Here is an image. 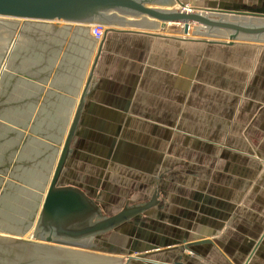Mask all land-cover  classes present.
<instances>
[{
    "label": "crops",
    "instance_id": "crops-1",
    "mask_svg": "<svg viewBox=\"0 0 264 264\" xmlns=\"http://www.w3.org/2000/svg\"><path fill=\"white\" fill-rule=\"evenodd\" d=\"M176 1L264 17V0ZM42 28L59 40L58 62L40 94L15 100L34 105L33 117L41 98L49 125L65 116L61 140L91 74L60 184L81 189L102 217L144 207L92 240L104 251L96 254L111 264H264V44L228 45L178 24L115 27L99 42L90 28ZM52 136L38 140L45 146ZM44 153L12 159L29 167Z\"/></svg>",
    "mask_w": 264,
    "mask_h": 264
},
{
    "label": "water",
    "instance_id": "water-1",
    "mask_svg": "<svg viewBox=\"0 0 264 264\" xmlns=\"http://www.w3.org/2000/svg\"><path fill=\"white\" fill-rule=\"evenodd\" d=\"M176 4V0H0V26L10 24L16 32L19 25L16 23L23 20L83 28L98 25L102 26L106 33L115 27L162 32L166 24H178L182 26L183 34L224 40L228 45L238 41L264 44V17L246 12L184 11L183 6L176 8ZM21 32L22 30H19V33ZM1 65L0 61V67ZM90 78L89 73L46 187V196L38 218L34 220L31 237L34 241L14 239L16 242L11 241L9 245L19 244L26 251L56 252L60 248L75 251L96 250L91 244L92 240L116 229L144 210V207H126L112 217H102L99 206L81 189L70 185L58 186L72 154L71 146ZM38 100L41 98L35 99V104L39 103L44 107V102L40 103ZM26 102L24 99L17 103L18 109L15 108V111L31 107ZM56 153L57 148L49 153L51 160L56 157ZM18 234L22 236L24 233Z\"/></svg>",
    "mask_w": 264,
    "mask_h": 264
},
{
    "label": "rangeland",
    "instance_id": "rangeland-1",
    "mask_svg": "<svg viewBox=\"0 0 264 264\" xmlns=\"http://www.w3.org/2000/svg\"><path fill=\"white\" fill-rule=\"evenodd\" d=\"M177 4H180V3L177 2ZM205 11H208V10H205ZM16 25H18L16 32H14L15 31L13 30L14 27L10 26V24H3L2 28L0 26L1 28L0 30V36H1L0 37V56H2L0 57V61L2 64L0 67V95H1L0 97L4 98L6 96L7 99L10 98L11 99L10 103L12 105V109H10V111H8L7 114L4 115L2 113L0 115L1 118L3 117L2 119L0 118L1 119L0 125L3 126L0 130V135H1L0 136V156L2 155L4 157L8 156V154H6L8 150L6 149H10L12 144L13 143L15 144L13 145L14 147L13 150H11L10 160L7 159V161L10 163V165L8 166L9 168L7 169V172L3 175L0 174V248H3V249H0V264H78L81 261L85 262V260L82 259V257H75L73 261L72 259H70L71 258L70 256H64V257L62 256L61 259L59 258L56 259V256H52L53 258L51 256H46V255L39 256L38 253L35 252V250H27L28 251L27 252L26 249H24V247H22L19 244L17 245L15 244L13 246L9 245L11 244V241L16 242L17 239H22L24 241L25 240L34 241V239L30 237H32L35 223H31V222H32V219L35 218L39 210V206L41 204L42 191L40 190L43 189V187L48 184V179L50 178V175H51L50 174L51 167L53 166V161L55 162V159H56L55 157L56 155H55L54 156L55 158L52 159L53 160L52 161L51 160L52 156L51 154L49 156V153L53 152V149L55 150L56 148L57 149L59 148V144H57L56 142L58 140H61V136H62L61 133L63 132L64 125L67 122L65 119V116L64 117L60 116L58 119L55 116L53 120V125H49L48 119L45 118V120H43L41 104H39L35 108V111H34L35 114L33 115V117H32L31 112L34 106L32 108V105H30L31 107H29L27 110H24V109L20 110L21 112L15 111L16 107H14V105L17 104L15 99L18 98L20 93L25 94L28 91L29 92L33 91L32 93H34L35 95L37 92L39 93V91H37V88L41 90V87L43 84H41L40 82H42L44 73L46 76L48 72L52 71L53 66L51 65L52 64L54 65V63L56 64L58 62L57 60H58V53H59L57 50V48L59 47L58 45L59 40L56 37L53 38L51 36H48L49 38H51L50 41L47 40L48 37L43 36V35H48L49 32L48 30L47 31L43 30L42 26L24 22V21H19L16 23ZM12 30H13V33H12ZM19 30H22V32L19 33ZM38 32L42 34H38ZM50 34L52 33L50 32ZM49 43H52L54 46L53 45L49 46ZM42 46L43 48H45L46 46H49V48L53 50L50 60L46 61L45 63H43L44 61L40 59L42 58ZM47 63L50 64V66H48ZM43 64L46 65V68H43L45 69V72L38 71L42 69ZM5 67L6 69H4ZM58 67H56V71ZM31 78H35V79L31 80ZM9 80L10 81L12 80V81L9 82ZM54 84H55L54 86L58 85L56 83ZM8 85H11V86L8 87ZM10 87L12 88L11 90L8 91ZM65 108L67 109V107ZM66 116H67L66 118H68L69 114ZM12 118L13 120H15L14 122L15 124L11 123ZM71 118H72V115L70 116L68 122L71 121ZM32 126H35V128L32 129ZM48 126H50L53 129V133H51V129H48ZM27 129L31 131L33 130L32 133L30 134L29 131L26 132ZM45 129H46L45 135L36 134V132H39V130H41V134L44 133ZM7 130L11 132L10 133L11 135L12 134L14 135L12 136H10V134L8 135ZM57 130L60 131V134H57ZM17 134L22 135V137L20 136V138L17 139ZM26 134L31 135L30 141L29 140L27 141ZM47 134L53 135L50 140L47 139L50 145V149L47 150L46 153H44L42 156L39 155L34 160H32L33 163L31 162L32 164L28 165L29 168H31L29 169L30 171L25 172L26 176L24 177L27 178L28 176L29 180L34 181L33 183L35 185H31L32 187H30L28 186V184H26L25 181H23L26 178H24L22 181H19L18 179H16L17 176L19 175L18 170L24 171L25 166L19 160L20 158L17 161L18 164L12 165V162L13 163L15 162V159L14 160L12 159L13 158L12 155L14 154L15 151H17L19 153V156H25V155L29 156L30 151H38L39 147H41L42 145V143L38 139H41V137H47ZM41 157H43L44 159H42ZM27 159L29 160L30 157H28ZM2 161L3 163H5L4 158L2 159ZM42 169L45 170V172H43ZM14 171L16 172L15 175L13 173ZM33 173H35L36 177L38 174H41L42 179L37 180L33 178ZM17 186H21V187H19V190L16 191V188L14 189L13 187H17ZM4 190L11 191L12 195H10L11 193L9 194L5 193ZM28 192H31L32 195L30 196L27 195ZM3 193L5 194L3 195ZM18 197L25 198V200L24 199L22 200H24L26 203L19 206L20 202L17 203L19 200ZM17 212L22 213V217H19L20 215H17L16 214ZM30 214L32 215L31 222L28 221L29 219L28 217ZM10 224L15 226L16 228V229H13V231L21 229L25 225H27L26 229L28 228V230L29 229L30 230L28 232V230L22 229L24 231V234L22 236L18 233L17 234L14 233L15 235H13L12 233H10L12 231L11 230L9 231L7 227V226H10ZM5 230H8V231L4 232ZM22 230H20V233H22L21 232ZM95 239H94L95 241L94 243L102 242V240L100 241L98 238H95ZM12 247H13V250L10 251L9 249ZM76 252L101 254L104 251L101 252V251L91 249V250H84V251L76 250ZM51 260H54V261H51Z\"/></svg>",
    "mask_w": 264,
    "mask_h": 264
},
{
    "label": "bare ground",
    "instance_id": "bare-ground-1",
    "mask_svg": "<svg viewBox=\"0 0 264 264\" xmlns=\"http://www.w3.org/2000/svg\"><path fill=\"white\" fill-rule=\"evenodd\" d=\"M183 9H184V11H197V10H194V9H187V8H185V7H183ZM205 10H203V11H198V12H204ZM206 12H215V11H206ZM21 21H23V20H21ZM28 23H32V24H36V25H40V26H43L44 24L45 25H56V24H52V23H45V22H28ZM43 24V25H42ZM59 25H64V24H59ZM33 26V25H32ZM39 26V27H40ZM66 26H68V25H66ZM79 28H81V29H83V31H84V29H87L88 30V28H91V26H89L88 28H83V27H81V26H78ZM2 28V27H1ZM1 28H0V30H1ZM65 28V27H64ZM70 27H68V28H66V29H69ZM81 29H78V32H79V30H81ZM71 30V29H70ZM70 30H68V31H70ZM76 29L74 28V31H75ZM47 31V30H46ZM67 31V30H66ZM86 31V30H85ZM85 31H84V33H85ZM76 32H77V30H76ZM81 32V31H80ZM86 32H88V31H86ZM57 33V32H56ZM56 33H55V35H56ZM83 33V32H82ZM38 34H42V33H40V32H38ZM63 34V33H62ZM73 34V33H72ZM83 35H85V34H83ZM44 36V35H43ZM43 36H41V37H43ZM69 36V35H68ZM36 39V38H35ZM63 39H65V38H63ZM93 44V43H92ZM89 48H91V47H89ZM87 50H89V49H87ZM89 53V52H88ZM88 57V56H87ZM90 58V57H89ZM4 69H6V67L4 68ZM2 72H3V70H2ZM16 73V72H15ZM26 81V80H25ZM23 83V82H22ZM28 83V82H27ZM30 83V82H29ZM19 84V83H18ZM23 85V84H22ZM17 86V85H16ZM15 89V88H14ZM30 94V93H29ZM31 95V94H30ZM29 95H27V97H28ZM11 100V99H10ZM13 101V100H12ZM18 103V102H17ZM20 111V110H19ZM18 112V111H17ZM21 112V111H20ZM23 112V111H22ZM54 118V117H53ZM72 119V118H71ZM58 121V120H57ZM15 122V120H13V118H12V120H11V123H14ZM22 123V122H21ZM69 123H71V122H69ZM15 124V123H14ZM23 124V123H22ZM68 126H70V124L68 125ZM3 126L2 125H0V130H1V128H2ZM5 127V126H4ZM33 128H35V126H32V129ZM68 128L69 127H67V130H68ZM4 129V128H3ZM28 131H30L29 129H27V131L26 132H28ZM18 133V132H17ZM66 133H67V131H66ZM66 133H65V135H66ZM12 135H14V134H12ZM11 134H10V136H12ZM18 135V134H17ZM28 135V134H27ZM1 136V135H0ZM63 139H65V136H64V138ZM63 139L60 141V144H59V148L57 149L58 151H57V155H56V159H55V162L53 161V166L51 167V175H50V178H51V176H52V174H53V171H54V168H55V164H56V161H57V157H58V154H59V152H60V150H61V148H62V144H63ZM13 142H15V141H13ZM12 143V142H11ZM14 145V143L12 144V146ZM41 149H44V152H46L47 150H49L50 149V145H49V142H48V145H45V146H43V145H41ZM21 160V159H20ZM18 160L17 159H15V162H17ZM28 160H24V162H27ZM23 163V162H22ZM25 164V163H24ZM50 178L48 179V180H50ZM48 187V186H47ZM46 191H47V188H46V190L43 192V194H42V196H41V204H40V206H39V210H38V212H37V214H36V216H35V218L32 220V222H31V217H32V215L30 214L29 215V219H28V221H30L31 223H34V220H37V218H38V215H39V212H40V208H41V205H42V202H43V199H44V197L46 196ZM27 195H32V193L31 192H28L27 193ZM18 202L17 203H19L20 202V205L19 206H21V205H23V204H25L26 202L24 201L25 200V198H23V197H18ZM22 199H24V200H22ZM28 200V199H27ZM20 210H21V208H20ZM17 215H20L19 217H22V213H16ZM16 216V215H15ZM26 217V216H25ZM25 220V219H24ZM26 229V228H25ZM30 230V229H29ZM29 230H28V232H29ZM6 231H8V230H6ZM6 231H4V232H6ZM10 231V230H9ZM22 232V234L24 233V231L22 230L21 231ZM27 232V233H28ZM10 233H12L13 235H15L14 234V232L12 231V232H10ZM7 234V233H6ZM31 238V237H30ZM9 246V245H8ZM9 248V247H8ZM0 249H3V248H0ZM10 251L11 250H13V247L12 248H10L9 249ZM82 251H84V250H82ZM35 252H37L38 253V255L39 256H56V259H58V257H59V259H61L62 258V256L64 257V256H70L71 258L70 259H75V257H82V259H84L85 260V262H83V261H81L80 263H78V264H111V260H109V259H107V257L106 256H102V255H99V254H96V253H84V252H76V251H73V249H58L56 252H54L53 250H42V251H40V250H36ZM49 254V255H48ZM109 257V256H108ZM53 258V257H52ZM51 261H54V260H51ZM74 261V260H73ZM50 262V261H49Z\"/></svg>",
    "mask_w": 264,
    "mask_h": 264
},
{
    "label": "flooded vegetation",
    "instance_id": "flooded-vegetation-1",
    "mask_svg": "<svg viewBox=\"0 0 264 264\" xmlns=\"http://www.w3.org/2000/svg\"><path fill=\"white\" fill-rule=\"evenodd\" d=\"M40 78V77H39ZM42 78V77H41ZM9 86H11V85H8V87ZM10 88H12V87H10ZM8 91H9V89H8ZM1 96V95H0ZM20 102H22V101H20ZM27 103V102H26ZM14 107H16V105H14ZM10 109H12V105H11V103H10V98H8L7 99V97L5 96L4 98H2V97H0V115L3 113L4 115L5 114H7L8 113V111H10ZM1 118V117H0ZM3 118V117H2ZM1 118V119H2ZM1 119H0V121H1ZM45 120V119H44ZM33 131V130H32ZM45 131H46V129L44 130V133H42L41 134V130H39V132H36V134H39V135H45ZM11 132L10 131H8L7 130V134L9 135ZM31 134V133H30ZM57 134H60V131H58L57 130ZM62 134V133H61ZM31 138V135H27V137H26V139H27V141L29 140H31L30 139ZM60 141L61 140H58L56 143L57 144H60ZM17 144V143H16ZM15 145V144H14ZM57 147V146H56ZM13 146H11L10 147V149H6V150H8L7 152H6V154H8V156H6V157H4L3 155L2 156H0V174L1 175H3V174H5L6 172H7V169L9 168L8 166L10 165V163L7 161V159L8 160H10V155H11V150H13ZM4 158V160H5V163H3V161H2V159ZM42 159H44L43 157H41ZM16 165V164H18L17 162H12V165ZM15 167V166H14ZM33 167H35V166H33ZM24 171H20V170H18L19 172V175L18 176H20V177H18L17 176V178L16 179H18L19 181H22L24 178H26V177H24V176H26V173L25 172H27V171H30L29 169H31V168H29V167H24ZM43 170V169H42ZM43 172H45V170H43ZM14 173V175H15V171L13 172ZM37 175V174H36ZM33 178H35V179H37V180H39V179H42V176H41V174H38L37 175V177L35 176V173H33ZM28 180V181H27ZM23 181H25L26 182V184H28V186H30V187H32L31 185H35L33 182L34 181H32V180H29L28 179V176H27V178L25 179V180H23ZM49 182H50V180H48V184H49ZM48 184L47 185H45L44 187H43V189H41L40 191H42V194H43V192L46 190V187L48 186ZM58 186H63V185H61L60 184V182H58ZM19 187H21V186H17V187H13L14 189L16 188V191L17 190H19ZM9 190H11V189H9ZM4 192L5 193H7V194H9V193H11L10 195H12V192L11 191H8V190H4ZM5 193H3V195L5 194ZM2 226V225H1ZM8 227V230H11V231H13V229H16L15 228V226H13V225H11L10 224V226H7ZM27 227V225H25V226H23L21 229H18V230H14L13 232L14 233H20V230H22V229H25ZM26 230H28V228L26 229ZM25 230V231H26ZM6 231V230H5ZM102 236V235H101ZM96 240V239H95ZM95 244V243H94Z\"/></svg>",
    "mask_w": 264,
    "mask_h": 264
},
{
    "label": "built area",
    "instance_id": "built-area-1",
    "mask_svg": "<svg viewBox=\"0 0 264 264\" xmlns=\"http://www.w3.org/2000/svg\"><path fill=\"white\" fill-rule=\"evenodd\" d=\"M187 8V7H185ZM190 9V8H187ZM104 28L102 26L93 25L90 28V34L94 41L99 42L103 37Z\"/></svg>",
    "mask_w": 264,
    "mask_h": 264
}]
</instances>
